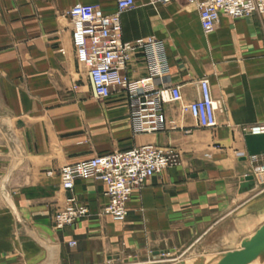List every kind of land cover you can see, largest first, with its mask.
Instances as JSON below:
<instances>
[{"label": "crops", "instance_id": "crops-1", "mask_svg": "<svg viewBox=\"0 0 264 264\" xmlns=\"http://www.w3.org/2000/svg\"><path fill=\"white\" fill-rule=\"evenodd\" d=\"M77 3L116 7V0H0V264H138L145 254L158 259L182 248L203 256L240 248L264 224V174L254 172L264 163V135L244 130L264 122V16H222L206 33L183 0H136L122 15L123 39L165 42L169 72L155 86L178 85L190 102L207 77L220 109L218 125L202 128L179 103H167L166 129L135 133L123 90L93 95L68 14ZM124 73L146 77L144 55ZM148 144L178 149L182 163L134 193L126 221L103 213L109 198L98 180L63 189L64 165ZM72 195L90 215L57 231L55 213Z\"/></svg>", "mask_w": 264, "mask_h": 264}, {"label": "built area", "instance_id": "built-area-1", "mask_svg": "<svg viewBox=\"0 0 264 264\" xmlns=\"http://www.w3.org/2000/svg\"><path fill=\"white\" fill-rule=\"evenodd\" d=\"M152 4H169L179 0H149ZM196 7L204 32H212L222 16L239 19L259 14L264 16V0H183ZM136 6V0H116L113 12L107 13L95 4L77 3L68 14L73 25V41L77 58L87 70L93 95L100 99L110 97L113 89L123 90L131 108L135 133H157L167 127L164 105L177 102L183 113H188L199 127L218 125L220 102L213 96L210 80L198 81L199 95L185 102L181 87H156L155 79L169 72L166 44L158 38L123 39L122 15ZM144 55L148 75L133 79L124 73L134 55ZM254 135H264V122L244 128ZM257 163L258 158L253 157ZM182 163L181 152L173 147L154 144L143 145L127 151H115L93 156L59 170L62 187L73 191L77 180L96 179L105 187L109 198L103 213L115 221L124 222L129 215V202L146 181L160 171ZM256 176L264 174V163L254 165ZM52 175V172H49ZM90 209L79 203L76 196L66 199V204L54 216V229L67 226L88 217ZM76 241L71 244L76 245ZM97 264V263H86Z\"/></svg>", "mask_w": 264, "mask_h": 264}, {"label": "water", "instance_id": "water-1", "mask_svg": "<svg viewBox=\"0 0 264 264\" xmlns=\"http://www.w3.org/2000/svg\"><path fill=\"white\" fill-rule=\"evenodd\" d=\"M248 177V181L253 180ZM264 252V224L249 238L241 243V247L226 252L217 264H249ZM179 264V263H173Z\"/></svg>", "mask_w": 264, "mask_h": 264}, {"label": "rangeland", "instance_id": "rangeland-1", "mask_svg": "<svg viewBox=\"0 0 264 264\" xmlns=\"http://www.w3.org/2000/svg\"><path fill=\"white\" fill-rule=\"evenodd\" d=\"M233 247H239V244L237 243ZM184 249L185 248H182V250L178 252L165 253L167 256L161 259L160 258L156 259V257L153 256L152 254H145L138 260V264H172V263L197 264L200 263L201 261H204L205 260L204 258H206V260H209L208 264H217L219 259L222 257L221 255H215V256L198 255L205 253L200 249H197V251L191 250L189 252L185 251ZM252 264H264V252Z\"/></svg>", "mask_w": 264, "mask_h": 264}, {"label": "bare ground", "instance_id": "bare-ground-1", "mask_svg": "<svg viewBox=\"0 0 264 264\" xmlns=\"http://www.w3.org/2000/svg\"><path fill=\"white\" fill-rule=\"evenodd\" d=\"M166 257V255H164V254H162L159 258L161 259V258H165ZM205 260L204 261H198V262H200V263H197V264H208L209 262V260H206V258H204ZM197 260H198V258H197ZM257 260V259H256ZM254 262V261H253ZM253 262H251V263H249V264H252ZM173 264V263H172Z\"/></svg>", "mask_w": 264, "mask_h": 264}]
</instances>
